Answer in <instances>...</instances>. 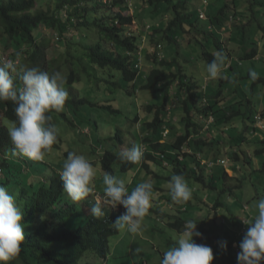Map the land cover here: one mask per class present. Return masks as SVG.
Listing matches in <instances>:
<instances>
[{
    "label": "trees",
    "instance_id": "obj_1",
    "mask_svg": "<svg viewBox=\"0 0 264 264\" xmlns=\"http://www.w3.org/2000/svg\"><path fill=\"white\" fill-rule=\"evenodd\" d=\"M247 2L240 5L236 0H226L216 12L210 13L211 0H0V49L1 45L17 50L23 46L28 56L25 61L32 67L43 68L49 74L59 71L63 75L68 100L63 112L50 113L51 123L59 129L57 140H63L64 135L74 131L78 138L75 143L87 144L91 152L98 153L99 159L93 165L104 174L116 176L117 171L132 174L141 170L142 181L130 187L126 185L129 193L140 183L152 184L154 178L170 182L173 175H181L189 182L187 185H192L191 180L198 183L193 185L196 191L201 187L215 189L232 200L236 189H241L249 178L244 169L250 167L253 172L264 173V160L262 167L256 168L250 154L256 147L253 155L264 157V127L258 125L259 120L264 122V73L255 70L256 74L252 66L245 68L244 59L254 63L260 57L258 47L247 49L243 56L239 52L254 22L264 32V1H249V6ZM242 6L250 12L248 15L240 10ZM143 7L156 15L153 22L146 21L151 24L148 43L156 41L160 47L164 43L163 48L174 53L170 60L166 55L160 56L161 49L150 50L145 42L141 45L143 38L129 30L135 21L142 22L140 14L134 11ZM201 8L206 11V18L200 17ZM45 31L58 43L59 54L51 61L46 47L39 41ZM227 38L231 43L225 41ZM235 38L244 41L238 43ZM145 52L154 65L139 87L140 57ZM181 54H184L183 62L178 59ZM216 55L220 57L219 73L211 77L213 84L209 93V83L200 84L196 75H189L185 63L192 61V67L199 63L209 65ZM17 79L14 82L19 87ZM249 79L253 82L247 90ZM118 88L125 91L128 98L140 97V91L147 89L159 96L155 99L162 100L157 103L151 99L142 104L149 119L144 121L137 112L133 120L135 126L130 127L129 137L132 134L136 139L135 143L126 139L127 147L142 144L146 147L138 163L125 162L119 157L125 142L121 127L116 137L106 131L113 127L112 121L108 122L104 115L115 114V122L123 116L122 108L113 102L116 96L111 94ZM211 117L213 120L209 123ZM1 119L8 127L18 124L13 102H0ZM177 122L185 125L186 131L172 135L171 129H175ZM88 128H91L90 133L85 132ZM165 130L171 131L168 138ZM253 133H261L263 137ZM0 134L3 171L0 185L15 197L23 213L25 232L20 253L9 264H105V261L121 264L111 237L120 232L113 227V222L122 212L102 205L105 215L91 216L90 209L95 203L93 194L82 203L73 202L63 190L57 169L51 170L47 165L46 175L41 178L25 170V167L32 168L29 159L25 164L17 161L13 165L11 160L3 158L17 155L13 154L7 127H3ZM108 139L114 143H102ZM95 141L101 142L99 146L103 151L99 152L98 147V152L93 149ZM2 147L7 149L2 150ZM52 148H59L57 141ZM223 159L232 161L236 185H228L231 176L220 161ZM159 168L169 169V174L161 173ZM39 170V166L36 167V171ZM162 183L152 184L155 193L151 201L158 208H151V213L163 218L161 220L169 227L184 232L190 220L181 216V212L187 207L179 203L172 206L174 209L162 208L171 201ZM95 189L103 196L102 188L96 186ZM231 205V201L226 204L217 198L214 210L227 206L232 212ZM243 209L249 207L244 205ZM232 217L241 234H245L246 230L242 229L246 224L241 220L245 218ZM199 222H202L199 226L205 225L204 221ZM229 241V248H234L236 238Z\"/></svg>",
    "mask_w": 264,
    "mask_h": 264
},
{
    "label": "clouds",
    "instance_id": "obj_2",
    "mask_svg": "<svg viewBox=\"0 0 264 264\" xmlns=\"http://www.w3.org/2000/svg\"><path fill=\"white\" fill-rule=\"evenodd\" d=\"M201 11L205 13V17L201 16ZM200 17H207L203 8L200 9ZM45 32L48 34L47 31ZM39 41L43 47H46V51L47 46L43 40ZM4 47L1 45L0 49V102H13L18 124L13 123L8 127L1 119L0 131L3 127H7L13 145V154H17L14 156L15 160L20 159L21 163L25 164L27 159L24 157H27L47 163L51 170L59 171L63 190L73 202L85 200L94 194L95 187L96 171L89 160L82 155L70 152L60 171L57 164L49 161L48 158L44 159L54 149L53 144L56 141L58 144V130L51 123L50 113L64 111L68 100V92L64 88L65 78L59 71L49 74L43 71V68L32 67L31 63L25 61V58L28 59L27 54L24 53L25 47L22 46L20 50ZM142 56L140 66H142ZM47 58L51 61L48 56ZM219 61L220 57L216 55V59L208 65V73L212 78L217 76ZM15 78H19L17 79L20 82L19 87L14 82ZM0 137L2 139L1 134ZM4 149L7 147H2V150ZM143 155L140 145H133L119 151L120 159L125 162L138 163ZM11 157L3 156L9 160ZM25 170L32 171V168L25 167ZM2 176L3 171L0 168V177ZM102 181L103 200L94 194L95 203L90 209V215L95 218L104 216L103 204L110 205L111 208L123 205L126 211L124 213L121 211L122 215L113 222V227L120 231L126 230L132 234H139L143 218L151 207L152 184L140 183L129 193L123 179L104 174ZM170 190L171 199L176 203H185L191 199V190L181 175L171 177ZM256 208L258 214L253 216L254 220H244L249 227L242 241L239 244L237 241L233 243L238 252V264L264 262V199L257 203ZM112 210L115 211L113 208ZM22 221L23 213L17 206L15 197L3 185H0V264H9L18 257L21 244L25 240ZM196 229L197 224L194 221H188L183 234L178 239L177 246L163 254L160 264H212L214 260L212 248L194 241V237L202 236V233ZM220 244L221 247L227 248V241H221ZM143 264L147 263L143 262Z\"/></svg>",
    "mask_w": 264,
    "mask_h": 264
},
{
    "label": "rangeland",
    "instance_id": "obj_3",
    "mask_svg": "<svg viewBox=\"0 0 264 264\" xmlns=\"http://www.w3.org/2000/svg\"><path fill=\"white\" fill-rule=\"evenodd\" d=\"M236 1L240 5H242L244 1L258 2L261 0H236ZM225 2L226 0H211L209 12L210 13L216 12L217 11L216 9H218V7L225 4ZM248 2L246 5L249 6ZM132 7L134 8V4H132ZM240 10H242L243 13L247 15L250 13L243 6L241 7ZM130 12H132L131 9H130ZM134 12L135 13L138 12L140 14L142 22H140V19H139V23L138 21H135V23L131 26V29L129 27V30L131 32L133 31L134 34L136 35L139 34V36H141L140 38L144 39V40L140 39L141 45L143 42L150 45L148 43V37H149L148 35L150 34L148 30L151 28L150 27L151 24L150 23L146 24V21L148 20L149 22H153L154 21L153 19L155 18L156 15L154 12L150 11V9L148 10V9H145L144 7L140 9H136ZM142 24H146V27L142 26ZM251 30H252L251 32L248 30V32H250L248 35L249 37L247 40H245L246 43L243 45V47L240 48L239 52L243 56L245 55L244 54L245 51H249L247 49L258 47L260 57L254 63L251 60L244 59L245 68L246 67L249 68L252 66L251 68L253 69L255 68L254 71L263 70L262 73H264V37H263L264 34L263 32H261L260 28L255 22L253 23ZM242 38H240L239 40H236L235 38V40L238 41V43H240L241 41H244ZM40 40L41 41L43 40V43L47 46L46 51H47V56L49 57V59L52 60L56 55L59 54V51L57 50L58 43L55 42L54 37H51L50 34H45L41 36ZM225 41L231 43L230 39L228 38L225 39ZM250 41H252L253 43L250 44L251 43ZM163 44L164 43H162V46L160 47L158 42L155 41L150 45V50H155L156 48H158L159 50L161 49L163 53L161 52L160 56L163 57L166 55V58L170 60L173 57L172 54L174 53L172 52L170 54V49L163 48L164 46ZM147 57H148L147 52L143 53L142 68H141V73H140V77L138 80L139 87H141V84L143 83L144 78L147 72L149 71V69L154 65L153 63H151V61H149V57L148 58ZM178 59L183 62L184 54H181L180 58ZM191 63L192 61L188 62L187 64L185 63L188 74L196 75L195 77L200 84L202 82H204L205 85L209 83L210 87H209L208 92L211 93V84H213V81L211 80L212 78L208 73V64L199 63V64H195L192 67ZM258 65H261V67H258ZM259 68H262V69H259ZM92 71L94 72V70ZM95 72L97 71L95 70ZM256 74H258V72H256ZM208 75H209V78H206ZM252 82L253 80L249 79L247 90L250 87H252ZM232 85H235V83H232ZM114 91L116 92L115 94L111 93V90L109 89V92L113 96H116L115 98L116 101H113V102L116 106L122 108L123 116L118 118V120H116L117 122H115L114 121V119L116 118L115 114L111 113L109 117L108 115H104L105 119H108L107 120L108 122L112 121V127H113V129L108 128L109 130L106 129V131H109V133L111 131L112 132L111 134L113 135V137H116L118 127L119 126L121 127L122 136H123V139L125 140L124 145L121 147V149H123V148H128L126 145V139H127V142L130 141L131 143H135L136 138H134L132 134H130V137H129V131H130L131 126L133 127L135 126V123L133 120L135 119L137 112L140 114V116L143 118L144 121L149 119L148 115H146L145 113V109L143 107L144 105L142 104L149 102L151 99L152 100L154 99L157 103H160L162 100L155 99V97L158 98L159 96H157V94L154 91L147 90V89H142L140 91V97L134 96L132 98H128L127 93L119 88ZM182 93H185V92H182ZM250 97L251 98L254 97L252 92L250 93ZM129 101L130 103H132L131 106H129ZM113 121L115 123H113ZM258 125L263 128L264 122L262 120H259ZM105 126H107V124ZM174 128L175 129H171L172 132L174 133L172 135H176L181 132L184 133L186 131L185 125L179 122L175 124ZM90 129L89 128L86 129L85 132L90 133ZM170 132H171L170 130H165L164 131L165 137H167ZM61 133L62 132H60L59 134ZM253 134L261 138L263 137V134L261 133H253ZM165 137H163V141H165ZM77 139L78 138L75 135L74 131L68 132L67 135H64L63 140L58 141L59 148L52 149L51 152L48 153L44 159L47 160L48 158L49 161L57 164L59 166L60 171H62L64 161L67 158V152L69 153L72 152V153H76L78 155L84 156L93 165L94 161L99 159L98 153L96 155L93 152H91L90 151L91 146L89 147V145L87 144H83V145H86V146H83V145H80V143H75ZM102 143L107 145V143L113 144L114 141L108 139V141L102 142ZM71 144L74 146H72ZM100 144L101 142L95 141V146L93 147V149L97 151V147H98L99 152L103 151L100 149V146H99ZM141 148L144 151L146 147L145 145L142 144ZM255 148L256 147L250 150V154L255 159L254 166H256V168L257 167L260 168L262 167V160H264V157L263 158L255 157V155H253L255 152ZM24 158L29 159L31 167H32L31 172L33 174H39L38 176L41 178H43L46 175L45 168L48 165L47 163L43 161L37 162L36 160L30 159L27 157H24ZM11 161L13 165H16L17 161L18 163L22 162V160L20 159L15 160L14 156L11 157ZM231 162H232L231 160L227 161L224 166L228 170L229 175L231 176L227 180V183L229 186L236 185L238 182L236 180L237 175L231 169L232 167ZM38 166L40 170L37 172L36 167ZM93 167L96 171L94 185L95 187L97 186L98 188L103 189L104 185H103L102 177L104 173L96 169L94 165ZM13 170L15 171V168ZM244 170L248 171L247 175L249 176V178L245 179L244 186L241 187V189H236V192H235L236 195L233 197L232 200L228 198V195L226 193L224 192L221 193L219 190L210 189V188L204 189L203 187H201L196 191L195 187L193 188V185L195 186L198 185V183L195 180H191L192 183L191 182L190 183L192 185L188 184L189 189L191 190V193H192V196H191L192 201H188L184 203L187 209L181 212V216L185 217L186 219H189L190 221H194L197 224L196 230L202 233V236L194 237V241L197 244L207 245L212 248L213 254H214V260L212 261V264H238V260H237L238 252L235 250V246L234 248H229L228 243H227V248L225 249L221 247L220 242L225 240L230 243L231 241L229 240H232V238H236L237 244H239L242 241L244 234L242 235L240 232V227L236 226V224L233 223L234 219L232 216L233 215L235 217L243 216L245 218V219H241L243 224H245L244 220H249V221L254 220V218H251V216L253 217L258 214V209L256 208V205L261 199H264V173L260 171L253 172L250 170V167ZM159 171L163 174H169V169L159 168ZM115 174H116L115 176L116 178L123 179L126 185H128L129 187L132 186V184H136V181L141 182L143 178L142 171L140 170L139 172V169L133 171L132 174L124 172V171L123 173H119V171H117ZM161 181L163 182L162 187L165 190V193L171 197L170 182H167L165 180H160L157 178L152 179L151 182L152 184L160 185ZM186 183H189V182H186ZM200 186L201 185H199V187ZM95 187H94V194L98 196L101 200H103V197L99 194V192L96 191ZM154 193H155V190L152 189L151 197L154 196ZM198 197H202L201 201L198 200ZM217 198H220L226 204H228L231 201L232 212L227 210V206H221L220 208L214 210V202ZM68 199H70L69 196H68ZM170 200L171 201L164 203V206H162V208L169 210L168 208L174 209L175 207L172 208V206L179 205V203L174 202L172 199ZM82 202L83 201H80V203ZM103 205L108 208L111 207L110 205H107V204H103ZM244 205L248 206L249 209L244 210L243 209ZM112 208L116 212L122 211L124 213L126 211L123 205L121 206L117 205L116 207H112ZM151 208H154V209L158 208L157 205L153 203V201H151V207L148 211V214L143 218L142 225H141V231L139 234H132L124 230V231H120L119 233L111 237V239L114 238L113 239V246H114L113 249L115 253H119L118 261L121 264H143V262L144 263L146 262L147 264H160L163 258V254L166 251L170 250L172 247L177 246L178 239L181 237L183 232H178L175 228H171L168 225H166L165 221L161 220L163 218L159 219V217L156 216V214L151 213L152 212ZM77 214L80 215V213H77ZM199 220L204 221L205 225L202 224L199 226L198 223H202V222H199ZM248 227L249 225L246 224L244 229H242L243 232H245V230L247 231ZM89 259L91 258L89 257ZM105 260L106 259H103V261ZM105 264H106V261H105Z\"/></svg>",
    "mask_w": 264,
    "mask_h": 264
},
{
    "label": "built area",
    "instance_id": "obj_4",
    "mask_svg": "<svg viewBox=\"0 0 264 264\" xmlns=\"http://www.w3.org/2000/svg\"><path fill=\"white\" fill-rule=\"evenodd\" d=\"M201 16H202V17H205V13H204L203 11H201ZM212 120H213V117L210 118L209 123H210ZM220 161H221V163H223V164L225 165V163H226L228 160L223 159V160H220Z\"/></svg>",
    "mask_w": 264,
    "mask_h": 264
},
{
    "label": "crops",
    "instance_id": "obj_5",
    "mask_svg": "<svg viewBox=\"0 0 264 264\" xmlns=\"http://www.w3.org/2000/svg\"><path fill=\"white\" fill-rule=\"evenodd\" d=\"M264 33V32H263ZM206 78H209V75L206 77ZM236 242V241H235Z\"/></svg>",
    "mask_w": 264,
    "mask_h": 264
}]
</instances>
